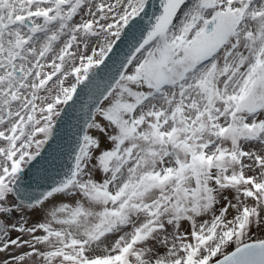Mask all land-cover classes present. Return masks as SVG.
<instances>
[{
	"label": "snow or ice",
	"instance_id": "snow-or-ice-1",
	"mask_svg": "<svg viewBox=\"0 0 264 264\" xmlns=\"http://www.w3.org/2000/svg\"><path fill=\"white\" fill-rule=\"evenodd\" d=\"M0 264H264V0H0Z\"/></svg>",
	"mask_w": 264,
	"mask_h": 264
}]
</instances>
